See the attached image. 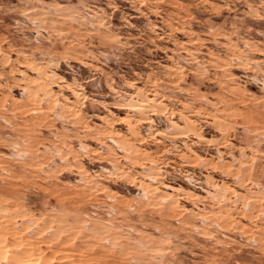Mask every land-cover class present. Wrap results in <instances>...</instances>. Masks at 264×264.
Returning <instances> with one entry per match:
<instances>
[{
    "label": "rangeland",
    "instance_id": "374dc122",
    "mask_svg": "<svg viewBox=\"0 0 264 264\" xmlns=\"http://www.w3.org/2000/svg\"><path fill=\"white\" fill-rule=\"evenodd\" d=\"M0 264H264V0H0Z\"/></svg>",
    "mask_w": 264,
    "mask_h": 264
}]
</instances>
